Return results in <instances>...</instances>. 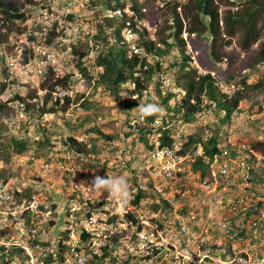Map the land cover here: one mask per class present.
Wrapping results in <instances>:
<instances>
[{
	"label": "trees",
	"instance_id": "16d2710c",
	"mask_svg": "<svg viewBox=\"0 0 264 264\" xmlns=\"http://www.w3.org/2000/svg\"><path fill=\"white\" fill-rule=\"evenodd\" d=\"M50 1L52 0H0V15L7 25L2 32L0 31V48L4 45L8 52H13L14 45L7 47L12 26L20 27L30 19L39 3L48 4ZM87 2L98 15L92 34L89 36L81 33L80 36L83 38H79L70 48L74 69L57 77L47 69L38 87L39 91H44L41 96H37L34 90L26 97L16 93L8 101L0 100V186H4L13 176L9 165L13 155L28 153L34 158H47L49 154L55 156L62 151L82 154L97 150L98 141L104 145L117 138L112 132L104 133L103 128L106 124L101 125L96 121L99 116L96 113H93L91 118L85 116L74 123L63 119L65 122L63 129L57 128L55 123L51 125V130L37 126L29 138H16L14 133L7 130L3 120L13 112V108L7 105L10 101H19L25 112L32 111L29 115L33 118L45 114L65 113L76 103L84 110L95 106L93 101L84 97V93H75L72 98L66 95L62 103L52 96L56 89L68 90L80 79L86 85L93 82L94 91L100 88L102 94L115 101L125 115V123L130 117L140 116V113L133 111L137 109L141 100L144 103L154 102L162 106L164 116L169 121H173L175 116H180L183 122L193 125L196 114L202 109L209 108L216 121L212 124L206 123L204 126L209 134L207 140L202 143L207 160L195 158L190 164V169L199 172L202 177L213 178L211 165L220 161L221 156L227 157L222 155V149L218 147L222 133H226L221 132V129L225 128L224 123L228 125L232 113L240 112V103L248 100L251 94L264 92V0L182 2L164 0L162 6L158 0H87ZM221 5L226 9L221 11ZM55 25L48 33V44L63 35L62 29L54 31ZM22 30L24 31L25 27L19 29L18 34ZM125 31L137 36L134 47H131L133 43L125 38ZM236 35H239V44L245 51L260 38L263 41L256 52L245 53L243 59H239L232 46V39ZM33 39L32 35L27 38L28 42ZM92 50L95 56L89 69L82 59ZM22 52L24 61H27L31 47L28 45ZM259 64H263L260 70L257 67ZM4 72L3 53H0V76ZM74 72L79 78H75ZM255 72L259 73V76L254 83H249V76ZM166 78L170 80V84L163 86ZM220 84L228 87L230 93L222 92L219 89ZM5 86V83L0 82V92L5 90ZM132 94L136 96L135 100L130 98ZM80 99L83 100L78 102ZM76 109L73 107L72 110ZM156 115L158 113L146 116L137 127V131L135 127L127 126L124 137L133 136L143 148L150 150L169 145L172 140L170 129L152 127ZM257 129L264 138V130L260 131L258 127ZM203 130L198 127L192 134L187 135L179 154L185 155L193 144L201 142ZM152 131L158 133V136L153 143H149L145 134ZM55 133L60 135L61 140V148L57 152H54L55 143L51 140ZM74 134L83 135L84 141L77 143L72 138ZM262 138L246 143L250 148L264 152ZM141 159L140 175H143V183L147 189L137 185L131 202L137 204L148 197L153 210H167L165 202L154 200L149 189V180L146 179L148 177L145 172L146 159ZM137 160L134 156L127 162V167L130 168L131 163ZM246 161H253L252 157ZM92 166L85 165L84 171L93 168ZM132 169L130 168L131 172L134 171ZM262 176L264 178V170ZM130 179L136 181L134 177ZM175 181L180 184L184 179L180 177ZM30 190H23L22 196L16 198V201L28 196ZM259 204L261 207L263 203ZM49 206L53 209L55 207L54 204ZM253 213L255 212L248 210L244 216L248 218ZM25 224L30 226L29 218H25ZM53 225L54 221L50 220L42 229H48ZM260 232V227L250 232V240L255 243L253 246L256 254L264 247ZM10 233L8 225H3L0 237L9 236ZM228 253H231L229 246L226 254L220 253L218 256L224 259ZM18 257L20 259L19 250L8 252L7 258ZM4 258L0 261L3 262Z\"/></svg>",
	"mask_w": 264,
	"mask_h": 264
},
{
	"label": "built area",
	"instance_id": "2783aa9c",
	"mask_svg": "<svg viewBox=\"0 0 264 264\" xmlns=\"http://www.w3.org/2000/svg\"><path fill=\"white\" fill-rule=\"evenodd\" d=\"M5 28L6 23L0 15V31ZM7 56L3 55V59L7 60ZM8 69L13 72L16 66L10 62ZM39 94L43 95L44 91H39L38 96H41ZM66 95L71 96L62 89L52 92L60 103ZM135 97L130 96L132 100ZM210 112L209 108L202 109L195 118ZM46 115L35 117L33 122L49 130L51 122L46 124ZM62 115L67 116L68 112ZM256 120L257 127L263 131L264 100ZM142 122L140 116H133L126 126L135 127L137 131ZM191 126L193 124L183 122L180 116L169 121L164 112L158 113L152 127L170 129L172 140L169 145L155 150L142 147L144 156L140 157L146 159L149 189L154 200L167 204V210H153L148 197L137 204L131 202L137 185L147 189L140 175L142 166L132 169L135 174H127L130 170L127 162L135 154L124 156L113 141L82 154L62 151L52 157L37 158L41 177L54 172L60 183L65 184L58 191V195L66 198L63 235L47 240L38 238L39 230L52 220L53 212L40 200L39 192H31L16 201L22 196L21 188L16 187L9 193L0 186V221L13 220L23 213L30 222V226L24 223L25 228L15 226L16 236L11 231L9 236L0 237V259L5 257L2 264H264V247L256 254L249 235L260 227L264 237V152L250 148L243 140L233 143L226 134L225 142L222 136L218 147L227 157L221 156L220 161L211 165L213 178L202 177L199 172L191 171L190 164L197 157L207 160L202 143L209 134L204 125L202 141L193 144L185 155L179 154L187 135L192 134L187 133ZM145 136L153 143L158 133L147 132ZM72 138L77 143L84 141L83 135L74 134ZM249 157L253 161L247 162ZM89 164L95 168V177L123 176L127 197L122 201L106 190H94L90 184L95 177L84 171V166ZM132 177L136 181L131 180ZM180 177L184 181L178 184L175 180ZM198 192L206 199L201 205L203 211H199L193 201L199 197ZM248 210L255 213L247 218L244 215ZM228 246L231 253L220 258L218 254H226ZM11 250H19L20 259L7 258Z\"/></svg>",
	"mask_w": 264,
	"mask_h": 264
},
{
	"label": "rangeland",
	"instance_id": "374dc122",
	"mask_svg": "<svg viewBox=\"0 0 264 264\" xmlns=\"http://www.w3.org/2000/svg\"><path fill=\"white\" fill-rule=\"evenodd\" d=\"M179 1L182 2L184 0ZM158 2L159 5L162 6L164 0H158ZM224 9H226V7L221 5L220 10L223 11ZM97 15L98 13H96V10L89 7L87 0H52L48 4L39 3L30 19L21 24L20 27L12 26V32L8 36L7 47L14 45L13 52H8L4 45L0 48V53L8 55L7 57H9L7 60H4L5 72L0 76V82L6 84L5 90L0 92V100L8 101L11 96L16 93L26 97L30 91L34 90H36V95L38 96L39 83L40 80L44 79V73L47 69L52 71L54 77L62 76L64 73L74 69V62L72 61L70 48L79 38H83L80 36L81 33L89 36L92 34ZM69 16H71V18H68ZM54 24H56L54 28L55 32H58L60 29L64 32L62 36L55 38L48 44V33L51 29H53ZM23 27H25V30H22L20 34H18L17 31ZM148 30L150 29L148 28ZM30 35H32L34 39L28 42L27 38ZM124 36L128 41L133 43L131 44V47H134L137 36L130 34L129 31H125ZM239 41V35H236L232 39V46L239 59H243L245 53L256 52L263 39L260 38L254 42L248 51L242 49ZM28 45L31 47V54L30 56L28 55L27 61H24L22 51ZM38 48L42 49L49 56V58L40 54L38 52ZM94 56L95 53L92 50L87 57L82 59L84 65L89 69H91L90 65ZM10 62L16 66V70L13 72H10L8 69V64ZM262 66L263 64H259L257 67L260 70ZM246 71L249 72V70ZM74 75L75 78H79V75L76 72H74ZM257 76H259V73L257 72L251 74L248 82L254 83ZM168 84H170V80L166 78L163 86ZM92 85L93 82L90 85H86L84 81L80 79L79 81L74 82L73 86L66 91L71 95V98L75 95V93H84V97L93 101L96 104L95 106L89 108L88 110H84L78 106V103H76L69 108L67 116L60 113L52 115L47 114L46 118H48V122L46 124L51 122L52 125L55 123L57 128L63 129L65 126L64 120L74 123L79 118H83L85 116H90L91 118V115L96 113L99 115L96 118V121L101 123V125L106 124L103 128L104 133L108 134L112 132L116 134L117 138H115L113 142H115V146L117 145V148L119 147V149H122L124 156L130 157L132 156L131 154H135L136 159H141V157L138 156L139 154L144 156L143 151H140L142 149L141 143L135 141L136 139L134 140L133 136L124 137L127 132L124 113L120 110L115 101L100 92V88H97L96 91H94ZM219 89L225 93H230L231 91L228 87H225L222 84L219 85ZM174 90L176 89L174 88ZM81 100L83 99H80L78 102ZM263 100L264 92L251 94L248 100H244L240 103V112L236 111L232 113L228 125H225L224 123L223 127L225 128H222L221 132L226 131L225 134H228V137L233 143H238L242 140L248 143L250 141L261 139L262 134L257 129L256 117L261 110ZM141 102H143V100H141ZM19 104L21 103L16 100L7 103L9 107L13 108V112L11 115L4 118L3 123L6 125L8 128L7 130H9L10 133H14L16 138H29L31 137L32 130H34L39 124L34 123L33 121L35 117L33 118L29 115L32 111L30 110L29 113L25 112L23 110L24 107H20ZM73 107H76L77 109L73 111ZM133 113H139V110L135 109ZM28 121L30 122L28 123ZM215 121L213 112L207 113L204 116L202 115L196 119L193 126L187 129V133H193L196 128H202V125L205 126L206 123L212 124ZM49 130H51V127H49ZM225 134L222 133L224 142ZM51 140L55 143L54 152H57L59 148H61L60 135L55 133ZM97 144L102 145L100 141H98ZM47 156L52 157L54 154H49ZM10 159L9 165L11 166V173H13V176L8 179L7 183L3 187H5L6 191L9 193H12L13 189L16 187H19L22 190L31 189L30 191L33 193H40V200L45 203V205H48V207H50V204H54V209L50 207L53 209L50 217L52 221H54V225L48 229L44 228L39 230L38 238L41 240H47L62 236V226L66 211V198L58 195V191H61L65 184L60 183L58 175L54 172L50 175H44V177H41L39 175L40 170L36 162L38 159L34 158L31 154L23 153L20 155H13ZM138 165L139 160H137V163H131L130 168H137ZM94 170L95 168H90L86 171V174L88 176L92 175L95 177L96 171ZM129 171H127V174L136 173L134 171ZM197 194H199L197 195L199 197H196L193 201L196 202L195 204L196 207L199 208L198 210L203 211V206L201 205L205 204L204 201H206V199H204L199 192ZM45 196L46 198H44ZM211 205L213 206V204ZM21 210L22 208L19 211ZM22 214H18V216L13 220L4 222L0 221V230L3 225H8L9 229L14 234L13 228L15 226L18 228H25L24 221L27 214ZM14 236L16 235L14 234ZM261 243H264V237H262ZM254 244L255 243L253 242V245ZM0 264H2L1 261Z\"/></svg>",
	"mask_w": 264,
	"mask_h": 264
},
{
	"label": "clouds",
	"instance_id": "9594fccd",
	"mask_svg": "<svg viewBox=\"0 0 264 264\" xmlns=\"http://www.w3.org/2000/svg\"><path fill=\"white\" fill-rule=\"evenodd\" d=\"M182 93V91H181ZM139 110L140 113V119H144L148 115H153L156 113L162 114L164 109L159 104H156L154 102L149 103H139V106L136 107ZM90 186L94 190H102L107 191L113 196H116L117 198L121 199L122 201L127 197V185L126 181L123 176L121 177H102V176H96Z\"/></svg>",
	"mask_w": 264,
	"mask_h": 264
}]
</instances>
